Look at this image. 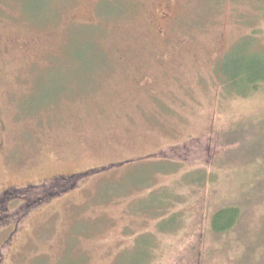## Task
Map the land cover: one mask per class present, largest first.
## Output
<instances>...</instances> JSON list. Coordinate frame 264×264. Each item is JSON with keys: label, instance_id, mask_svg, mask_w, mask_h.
Listing matches in <instances>:
<instances>
[{"label": "rangeland", "instance_id": "rangeland-1", "mask_svg": "<svg viewBox=\"0 0 264 264\" xmlns=\"http://www.w3.org/2000/svg\"><path fill=\"white\" fill-rule=\"evenodd\" d=\"M262 50L264 0H0V264H264Z\"/></svg>", "mask_w": 264, "mask_h": 264}, {"label": "trees", "instance_id": "trees-1", "mask_svg": "<svg viewBox=\"0 0 264 264\" xmlns=\"http://www.w3.org/2000/svg\"><path fill=\"white\" fill-rule=\"evenodd\" d=\"M247 52L250 53L247 49H244L243 53H247ZM231 66H232L231 69L236 73V76L234 78L229 77L228 80L230 81V83L244 82L245 89L247 88L255 89L258 85H261V84L264 85V50H262L261 54H258V55L253 54L251 56H248L241 63L232 62ZM92 172L94 171L81 173L74 177L78 180L79 178L88 176ZM52 185L55 188V190L57 187H59L57 181H54ZM69 186L71 187L72 185L70 184ZM29 190H31V187L26 189L25 192L23 193L20 191L17 195L27 196V193ZM61 191L62 189H58V191L55 192L54 194L56 195L60 193ZM9 192L6 194H9ZM5 198L6 197H4V199ZM240 218H241V212L237 206H233L231 208L224 207L222 209H219L217 212L214 213L212 217L213 231L223 232L225 230H228L231 227L235 226L240 220Z\"/></svg>", "mask_w": 264, "mask_h": 264}, {"label": "flooded vegetation", "instance_id": "flooded-vegetation-1", "mask_svg": "<svg viewBox=\"0 0 264 264\" xmlns=\"http://www.w3.org/2000/svg\"><path fill=\"white\" fill-rule=\"evenodd\" d=\"M8 192H9V191H8L7 189L4 190V193H5V194L8 193ZM5 194H4V195H5ZM1 210H2V208H0V212H2Z\"/></svg>", "mask_w": 264, "mask_h": 264}]
</instances>
